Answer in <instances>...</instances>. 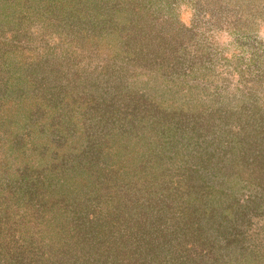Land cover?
<instances>
[{"label": "rangeland", "instance_id": "rangeland-1", "mask_svg": "<svg viewBox=\"0 0 264 264\" xmlns=\"http://www.w3.org/2000/svg\"><path fill=\"white\" fill-rule=\"evenodd\" d=\"M0 264H264V0H0Z\"/></svg>", "mask_w": 264, "mask_h": 264}]
</instances>
